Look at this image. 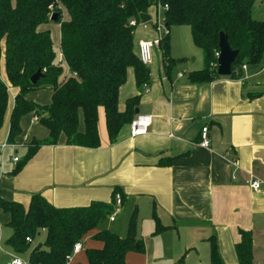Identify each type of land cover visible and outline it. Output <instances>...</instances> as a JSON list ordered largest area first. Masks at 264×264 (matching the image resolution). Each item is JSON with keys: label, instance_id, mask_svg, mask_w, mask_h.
Here are the masks:
<instances>
[{"label": "crops", "instance_id": "0c3cea01", "mask_svg": "<svg viewBox=\"0 0 264 264\" xmlns=\"http://www.w3.org/2000/svg\"><path fill=\"white\" fill-rule=\"evenodd\" d=\"M252 16L264 21V1H255ZM148 36L136 27L137 54L139 42L149 40ZM159 51L156 46L147 65L148 91L139 87L134 67L128 68L119 91L120 111L126 109L128 99L138 96L134 114L152 116L147 133L133 137L126 123L117 141L110 143L105 111L100 108V147L69 145L61 135L57 144L42 146L18 171L23 156L14 160L12 149L23 148L26 155V143L46 138L48 131L29 113L21 119L23 131L17 142H8L16 94L15 88L8 87L14 97L9 101L10 116L7 108L0 129V196L26 208L37 192L58 207L87 206L93 201L111 202L115 187H120L122 204L135 203V211L140 203L152 208L153 220L157 217L164 226L157 235L163 236L173 264H211L208 239L214 234L224 264H240L235 251L240 230L250 231L253 237L252 264H264V193L247 183L252 176L264 181V53L258 64H247L239 76L192 82L190 72L205 64L192 67L185 63L177 71L176 63L164 65ZM32 94L27 97L34 100ZM205 124L210 132L208 148L199 145ZM2 218L11 229L3 249L6 264L13 255L31 262V252L45 242L46 230L38 233L43 243L40 239L33 242L34 237L26 248L17 250L9 242L13 235L10 216L1 210L0 245ZM174 234L181 243H175ZM84 241L92 243L89 247L100 244L92 235ZM85 242L68 264L87 261L86 253L85 260L82 255Z\"/></svg>", "mask_w": 264, "mask_h": 264}, {"label": "trees", "instance_id": "16d2710c", "mask_svg": "<svg viewBox=\"0 0 264 264\" xmlns=\"http://www.w3.org/2000/svg\"><path fill=\"white\" fill-rule=\"evenodd\" d=\"M256 0H0V44L4 42V61L9 84L16 89L10 117L8 142L16 143L21 134V119L32 113L48 135L26 143L28 151L15 171L27 163L44 145H55L61 135L69 145L97 148L101 146L99 110L105 111L110 143L117 141L121 128L136 116L139 97L128 99L126 109H118L119 91L126 82L129 67H134L137 83L143 89L148 83L149 70L136 52L134 32L138 23L157 4L164 10L166 33L160 39L163 63L175 64L170 55L169 29L172 25H188L194 43L203 49L205 66L190 72L192 82L211 81L217 73V52L221 32L239 54L232 74L243 65L258 64L264 53V21L252 16ZM264 1V0H260ZM66 9L69 17L62 15ZM60 24L61 55L65 68L55 60L56 53L49 30L40 27L51 22L53 13ZM1 54V50H0ZM41 70L36 83L31 77ZM48 89L51 101L39 104L27 97L31 91ZM8 86L0 80V129L9 103ZM83 124V129H81ZM200 134V133H199ZM161 163V162H160ZM169 163V162H168ZM111 202L93 201L87 206L58 207L42 192L31 195L26 208L22 203L0 196V210L10 216L13 235L9 242L17 249L27 247V237H36L46 230L43 244L31 252L32 264H68L75 244L84 243L87 236L100 242L87 247V261L77 264H127L130 251L143 250L137 237L133 212L128 234L121 237L108 230H97L99 221L109 215L117 194ZM156 220L153 233L164 226ZM241 241L235 246L240 264L253 262V237L240 230ZM211 264H224L215 234L209 237ZM138 244V245H137Z\"/></svg>", "mask_w": 264, "mask_h": 264}, {"label": "rangeland", "instance_id": "374dc122", "mask_svg": "<svg viewBox=\"0 0 264 264\" xmlns=\"http://www.w3.org/2000/svg\"><path fill=\"white\" fill-rule=\"evenodd\" d=\"M62 15L65 18L69 17V14L66 9H62ZM151 20L147 22V28H144L143 25H137L138 30H143L149 34V40L159 39V33L157 29V20H159L160 29L163 33H166L165 24H164V11L161 7H153L150 11ZM42 29L49 30L53 39V47L56 53L55 60L57 63H60L64 68L66 63L64 62L62 55H61V46H60V27L59 24L55 21H51L42 26ZM169 37H170V55L174 58L175 63L177 65V71L181 70V66L185 63L189 64L192 67H196L198 65L204 66V56H203V49L197 46L191 34V29L188 25H172L169 29ZM145 40V39H143ZM160 49V47H159ZM0 80L4 82L8 87L11 89L14 88L9 84L6 75V68H5V61H4V42L0 44ZM162 57V51H159ZM155 55V52H154ZM157 56V54H156ZM9 89V88H8ZM9 101L11 98L14 97L12 92L9 89ZM33 92L34 101L38 102L39 104H46L50 103L51 100V93L47 89H38L31 91ZM33 100V99H31ZM8 114L10 116L11 109L8 103ZM9 120V119H8ZM10 122V120H9ZM83 124H81L82 126ZM23 131V130H22ZM22 134V133H21ZM7 138V137H6ZM12 149V148H11ZM23 148H18L17 152L12 149V156L17 157L18 159H22L24 157ZM140 208L136 211L134 215V221L136 224L137 229V237L141 240L143 244V250L139 251H130L127 256V264H173L170 260V254L168 250V246L164 244L161 240V237L155 233V228L157 226L155 219L153 220V213L152 208L148 206L145 208L144 205L140 203ZM135 203L132 204L131 202L127 201L124 204L117 205L114 203V207L111 210V213L106 217L102 218L98 225L97 230H108L112 233H116L121 237H125L128 234V227L131 217L133 215ZM134 209V210H133ZM119 210V212H118ZM116 213V221H110L109 216ZM1 224L3 226V235L2 244L0 245V264H6V255L3 253L4 247L7 246L6 239L10 235L11 229L7 225V222L4 218H2ZM160 233V232H159ZM158 233V234H159ZM173 235V234H171ZM175 243L181 241L179 240V235H175ZM42 241L43 243V236L42 233L37 234L33 242L38 243ZM27 241V240H25ZM85 242L84 249L89 247L92 243ZM133 253V254H132ZM83 257L85 252L83 251ZM85 260V257H84ZM71 261V260H70ZM78 261V260H77ZM86 262V261H85Z\"/></svg>", "mask_w": 264, "mask_h": 264}, {"label": "built area", "instance_id": "2783aa9c", "mask_svg": "<svg viewBox=\"0 0 264 264\" xmlns=\"http://www.w3.org/2000/svg\"><path fill=\"white\" fill-rule=\"evenodd\" d=\"M157 7H161L163 9V11L168 8L167 5L163 6L160 3L157 4ZM130 24L135 25V26L136 25H143L144 28L147 27V22H143L142 20H140V22L138 23L135 19H133L130 21ZM157 29H158V33H159V39L158 40L157 39H155V40H141L138 44V56H139L140 61L145 65H148L152 62V59L154 56V48L156 46H159V44H160V39H161L163 32L160 29L159 20H157ZM218 54H219V52H217V56H218ZM214 65L216 66V69H217V62ZM245 68H247V65H243L241 70H236V75L239 76L241 74V71ZM232 70H233V68H232ZM143 88L145 91H148V83L147 82L143 84ZM151 123H152V116L151 115L138 113L130 123L131 135L134 137L137 135H142V134L147 133V129L151 125ZM199 137H200V141H199L200 146L205 147V148L210 147V145H211L210 132H209V128L206 124L201 127ZM14 160H18V158L15 157ZM231 163H233L235 165L234 161ZM247 183L249 184V186L254 191H260V192L264 193V181H261L257 178H254V176H252L247 181ZM115 204H117V205L122 204V198H121L120 194L116 195ZM109 218H110V221H114L116 218V213L110 215ZM26 240L30 241L31 239L29 237H27ZM82 247H83L82 243H80V242L75 244V246L73 248V252L69 256V259H68L69 262L72 259L73 254L78 253L82 249ZM9 264H32V263L30 261H25V260L21 259L20 257L13 255Z\"/></svg>", "mask_w": 264, "mask_h": 264}, {"label": "water", "instance_id": "95a60500", "mask_svg": "<svg viewBox=\"0 0 264 264\" xmlns=\"http://www.w3.org/2000/svg\"><path fill=\"white\" fill-rule=\"evenodd\" d=\"M58 18V13H53L50 17L52 21H56ZM151 20L150 14H145L142 18L143 22H148ZM239 51L233 49L229 43L228 36L226 33L221 32L219 38V54L217 56V73L221 76H230L232 74L233 64L237 59ZM43 76L42 71L39 69L32 77V83H36L40 77ZM139 111L136 110V113ZM138 245V244H137Z\"/></svg>", "mask_w": 264, "mask_h": 264}]
</instances>
